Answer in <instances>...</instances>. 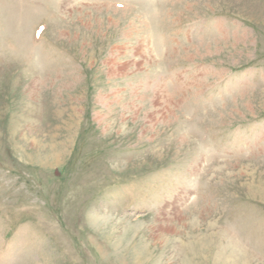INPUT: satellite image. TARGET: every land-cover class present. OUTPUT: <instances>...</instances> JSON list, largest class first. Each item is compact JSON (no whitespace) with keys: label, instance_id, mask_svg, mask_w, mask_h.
Wrapping results in <instances>:
<instances>
[{"label":"rangeland","instance_id":"rangeland-1","mask_svg":"<svg viewBox=\"0 0 264 264\" xmlns=\"http://www.w3.org/2000/svg\"><path fill=\"white\" fill-rule=\"evenodd\" d=\"M0 264H264V0H0Z\"/></svg>","mask_w":264,"mask_h":264}]
</instances>
